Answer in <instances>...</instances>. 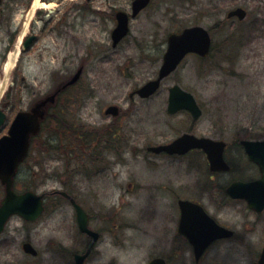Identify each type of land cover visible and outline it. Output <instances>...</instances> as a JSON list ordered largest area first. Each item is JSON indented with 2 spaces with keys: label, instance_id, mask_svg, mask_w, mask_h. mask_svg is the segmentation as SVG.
I'll list each match as a JSON object with an SVG mask.
<instances>
[{
  "label": "rangeland",
  "instance_id": "obj_1",
  "mask_svg": "<svg viewBox=\"0 0 264 264\" xmlns=\"http://www.w3.org/2000/svg\"><path fill=\"white\" fill-rule=\"evenodd\" d=\"M5 1L13 16L0 35V105L8 104V123L0 135L19 110L69 81L84 65L82 79L48 107L44 132L16 186L73 193L103 232L86 264H147L170 254L177 244L181 198L203 203L238 232L232 241L212 248L201 264H258L255 248L264 242V214L256 218L245 203L230 200L226 188L249 174L240 141L264 139V0H153L131 20L130 34L116 48L111 38L115 13L131 14L132 0H42L55 5L42 8L47 15L36 23L40 40L25 56L20 45L25 18L19 22L18 9L29 0ZM237 6L248 10L247 18L227 19ZM57 8L62 11L58 15L52 12ZM193 25L210 30V56L189 55L151 99L131 98L132 90L157 75L168 35ZM17 50L18 59L25 60L28 89H20L19 60L5 74L9 55ZM174 84L198 99L204 111L198 121L185 111L167 112L168 89ZM111 104L121 107L120 116L105 114ZM55 108L60 111L57 120L51 116ZM75 127L83 138L74 137ZM184 132L225 140L233 171L211 175L205 154L197 150L186 155L148 151V146L168 143ZM25 241L32 242L38 256L24 253ZM87 244L73 206L48 197L38 220L10 218L0 235V264H75V253L85 251ZM181 259V264L194 260L186 245Z\"/></svg>",
  "mask_w": 264,
  "mask_h": 264
},
{
  "label": "water",
  "instance_id": "obj_2",
  "mask_svg": "<svg viewBox=\"0 0 264 264\" xmlns=\"http://www.w3.org/2000/svg\"><path fill=\"white\" fill-rule=\"evenodd\" d=\"M149 1L135 0L133 2V16H136L141 9L146 7ZM234 16L243 20L247 16V10L239 6L228 13V18ZM117 18L118 25L112 34L114 46L129 32L128 14L120 11ZM168 40V49L164 55L158 77L148 81L136 91L143 98L153 95L160 88L162 81L177 69L188 53L193 52L205 57L210 53L212 43L209 30L201 25L186 27L180 33L171 34ZM29 41L31 38L26 42V46ZM81 72L80 69L59 91L74 84L79 79ZM56 94L48 95L30 111L18 112L8 134L0 138V179L6 185V195L0 204V234L4 231L5 225L12 215L18 214L27 220H35L44 211L43 194L32 191L18 194L13 189V183L18 166L28 154L32 136L40 130L41 121L46 115L45 108L48 104L55 102ZM182 109L189 110L195 120L203 112L191 92L184 90L180 85H175L170 88L168 111L174 114ZM106 113L118 116L120 108L112 105L108 107ZM4 119L5 114L0 111V125ZM242 144L245 146L250 159L259 163L264 172V140H242ZM194 148H201L207 153L212 170L227 171L230 169L224 157L226 143L222 140L197 137L194 134L185 133L171 143L151 146L149 150L156 153L164 151L169 154H185ZM228 193L234 198H245L252 208L261 211L264 209V176L253 182H234L229 186ZM63 194L66 193L63 192ZM71 200L77 211L80 230L89 233L96 240L97 233L88 228L87 213L74 199ZM179 204L182 209L180 231L193 244L197 260L201 258L206 248L213 241L233 235V231L218 224L200 204L189 200H180ZM23 248L26 252L37 254V250L31 243H25ZM89 253L90 249L85 254H77L75 257L76 264H83ZM149 264H166V262L162 258H155ZM259 264H264V250Z\"/></svg>",
  "mask_w": 264,
  "mask_h": 264
},
{
  "label": "flooded vegetation",
  "instance_id": "obj_3",
  "mask_svg": "<svg viewBox=\"0 0 264 264\" xmlns=\"http://www.w3.org/2000/svg\"><path fill=\"white\" fill-rule=\"evenodd\" d=\"M87 1H89V0H86V2ZM34 2H35V0H34ZM34 2H33V4H34ZM5 4H6V1L5 0H2V3H1V6H0V35H3L4 34V32H6L7 31V28H8V26H9V24H10V21H11V19H12V16H13V12H10V10L5 6ZM31 4V0H29L27 3H25L23 6L24 7H22V8H20L19 7V9L18 10H20V13H19V16H18V19H19V22H22V19L23 18H25V20H24V22H23V24H22V27L24 28L25 27V25L28 27V31H27V33H26V36L24 37L25 38V40H23V43L24 42H27V40L29 39V38H33L31 41H30V43L28 44V47H25V46H23V50H24V54H23V56H25V54L28 52V50L27 49H29V48H32L35 44H37L38 43V41L40 40V34H39V31H36V23L38 22V20L41 18V19H45V16L47 15V12H44V11H42V10H40V11H35L34 12V14L32 15V17H30L29 16V13H30V11H31V9H32V7H33V4L32 5H30ZM31 7V8H30ZM84 7V6H83ZM81 10H83V8L81 9ZM55 11H57V15L60 13V12H62L59 8H57V9H54L52 12H55ZM61 17H65V14L63 13L62 14V16ZM65 27H67L66 25H65ZM18 31H19V28H18V26L15 28V29H13V32L10 34V42L8 43V45L9 46H11V44L14 42V40H15V37L17 36V34H18ZM3 33V34H2ZM2 40V37L0 36V41ZM41 55L43 56L44 54H42L41 53ZM19 62H20V64H19V69L22 71V74H21V78H20V81H21V90H23V89H28V88H30L31 86H30V83H29V80H28V78L23 74L24 73V70H25V65H24V63H25V60L24 61H21L20 59H19ZM81 67H83L84 68V65H81ZM85 70V69H84ZM48 72V71H47ZM53 78V77H52ZM57 88H55L54 90H51L49 93H52V92H54L55 90H56ZM9 90L11 91L12 90V88H9ZM66 90H64V91H62L60 94H63L64 92H65ZM60 94L58 95V99H59V96H60ZM7 108H8V104L7 103H5L4 105H0V109H2V110H4L5 112H6V110H7ZM56 109V108H55ZM7 113V112H6ZM7 115H8V113L6 114V117H7ZM53 116H54V114H52ZM51 115V116H52ZM8 118V117H7ZM5 126H7V124L6 125H4L3 127H5ZM6 128V127H5ZM0 129H2V128H0ZM8 131V130H7ZM43 133V132H42ZM3 135V134H2ZM2 135H0V136H2ZM40 136H41V133L39 134V135H37V136H35V137H33V140H34V142H38V139L40 138ZM240 145H241V147L243 148V151H242V154L244 155V156H246L245 157V162L247 163H245L246 164V167L249 169V174L247 175V176H244V177H239V178H235V179H233L231 182H233V181H236V180H241V181H253V180H257V179H259L261 176H262V172H261V168H260V166L258 165V164H256L255 162H253V161H251L250 159H249V157H248V155L246 154V152H245V149H244V147L242 146V144L240 143ZM227 149H228V147H227ZM228 151V150H227ZM229 163H230V161H229ZM230 165H231V171H233V164L232 163H230ZM250 169H253V171L252 170H250ZM216 174V173H215ZM230 182V183H231ZM227 194V193H226ZM228 195V194H227ZM228 198H230V200H232V201H241V202H243V203H245L246 204V206H247V208H248V210L249 211H251L253 214H254V216L257 218V217H261L263 214H264V210L263 211H261V212H258V211H255V210H253V209H251L250 207H249V204L247 203V201H245V200H241V199H234V198H232L231 196H229L228 195ZM181 215V214H180ZM179 215V218H178V224H176V229H175V231H174V236L177 238V244L175 245V246H173V249L171 250V252H170V254H166V255H163V257L165 258V260L167 261V264H181V261H182V259H181V256H182V254L184 253V246L186 245L187 246V248H188V250L190 251V253H191V255L193 256L194 255V248H193V246L190 244V242H189V240L182 234V233H180L179 232V230H178V225H179V221H180V216ZM212 215V214H211ZM213 216V215H212ZM215 217V216H214ZM216 218V217H215ZM217 219V218H216ZM218 220V219H217ZM218 222L220 223V225H223V226H225V227H227V228H229V229H231V230H233L234 231V234H233V236H231V237H228V238H222V239H218V240H216L215 242H213L209 247H208V249L206 250V252L204 253V255H203V257H202V259L200 260V262H197L195 259L191 262V264H201L202 263V261H203V259H204V257L212 250V248H214L215 246H217L218 244H221L222 242H229V241H232L234 238H236V236H237V231L232 227V226H228V225H226L225 223H223V222H221L220 220H218ZM90 227L92 228V229H94V230H97V231H99V233H100V236H99V239L93 244V246H92V250H91V254L87 257V259H86V261H85V264L89 261V258L93 255V253H94V250L96 249V247H97V245L100 243V241L102 240V236H103V232L101 231V230H99L98 228H96V227H94V225L92 224V221H91V219H90ZM85 235V238L87 239V242H88V244H87V247L86 248H88V246L90 245V243H91V238L87 235V234H84ZM239 239V238H238ZM241 242H242V240H241ZM263 247H264V242L259 246V247H256L255 248V250H256V252L258 253V255H259V257H260V255H261V252H262V250H263ZM86 251V250H85ZM84 251V252H85ZM214 252V251H213ZM212 252V253H213ZM211 253V254H212ZM160 256V255H159Z\"/></svg>",
  "mask_w": 264,
  "mask_h": 264
},
{
  "label": "bare ground",
  "instance_id": "obj_4",
  "mask_svg": "<svg viewBox=\"0 0 264 264\" xmlns=\"http://www.w3.org/2000/svg\"><path fill=\"white\" fill-rule=\"evenodd\" d=\"M135 0H132V2H134ZM54 5L55 3L53 2H43L42 0H35L34 4H33V7L29 13V16L32 17V15L34 14V12L38 9V8H54ZM115 20H116V23H118V18L117 16H115ZM28 31V27L25 25V30H24V33H23V36L26 35ZM20 47V45H19ZM19 51L17 50L16 52H12L10 55H9V59H8V62L5 66V74L6 76L8 75V73L11 71V69H13L16 61L18 60V57H19ZM224 261V260H223ZM222 261V263H223Z\"/></svg>",
  "mask_w": 264,
  "mask_h": 264
},
{
  "label": "trees",
  "instance_id": "obj_5",
  "mask_svg": "<svg viewBox=\"0 0 264 264\" xmlns=\"http://www.w3.org/2000/svg\"><path fill=\"white\" fill-rule=\"evenodd\" d=\"M242 35L241 36H239V38L240 39H242ZM72 132H74L73 134H74V137H76L77 138V140L78 139H80V138H83V136H84V134L82 133V134H80V130L78 131V128L77 127H75V128H73L72 129ZM97 135V136H96ZM95 135V140H98L100 137H101V135H99V133L98 134H96ZM78 143L80 144V146H81V143L78 141Z\"/></svg>",
  "mask_w": 264,
  "mask_h": 264
}]
</instances>
